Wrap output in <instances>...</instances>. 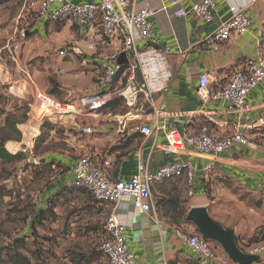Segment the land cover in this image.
Wrapping results in <instances>:
<instances>
[{
  "label": "crops",
  "instance_id": "crops-1",
  "mask_svg": "<svg viewBox=\"0 0 264 264\" xmlns=\"http://www.w3.org/2000/svg\"><path fill=\"white\" fill-rule=\"evenodd\" d=\"M73 1L82 3L97 0ZM200 1L182 0V4L189 7ZM215 1L214 20L207 24L195 16L177 17L175 7L170 6L169 0H133L132 7L135 10L146 7L156 10L151 18L154 25L151 42L168 51L173 78L169 90L157 94L155 99V108L166 114H149L141 120L121 124L120 115L127 111V107L119 99H114L112 106L107 108V113L117 115V119L92 116L75 119L72 113H67L62 118L64 121L58 123L65 127V133H69L68 139L78 156L73 158L64 152L50 160L46 159L48 162L54 159V167H66L63 180H56L46 189V200L59 195L63 202L73 198L85 208L81 213H69L70 219L69 216L65 217L66 223L72 226L77 224L79 217L89 212L94 217L100 213L106 214L107 218L112 208L110 204L91 200L86 193H81L82 190L72 186L73 169L84 154L91 155L98 163L109 162L107 170L114 181L129 180L139 172L140 163H144L150 171H156L172 161L185 160L194 166L196 172L191 188L184 178L154 186L156 215L136 207L129 196H124L116 207L120 221L126 226L125 236L136 257L135 264H218L206 262L177 233L178 229L191 234L200 233L198 227L187 219L192 208L206 207L215 221L233 229L243 251L264 240V126L249 132L255 147L234 144L216 156L199 153L191 145H187L185 152L178 154L168 151L166 147L167 130L171 128L178 129L186 139L208 126L210 133L219 138L229 135L234 123L258 124L259 119L264 117V81L250 92L247 102L251 109L242 113L226 111L223 101L204 104L197 94L201 73L208 72L216 82H224L242 62L257 58L259 42H264V0ZM240 8L244 9L251 21L249 29L244 34H233L218 50H210L204 43L205 38L230 18L234 10ZM12 43L17 47H13ZM70 44L80 47L83 53L77 54L70 50L67 55H60L58 51ZM145 46L144 42L137 44L140 50ZM115 49L116 44L104 39L99 27L50 20L49 13H41L40 0L27 9L21 0H0L2 70L6 62L4 56L9 54L16 65L12 70L22 71L27 76H30V71L33 75L40 71L43 87V76L52 75L50 70H55L56 88L65 89L69 96L78 93L74 97L76 99L97 90V78L103 72L105 57ZM5 69L9 70L7 67ZM200 110H204V115H175ZM212 111L216 112L210 113ZM143 123L152 128L156 125L163 127L157 134L145 136L135 128ZM84 126H92L94 133L83 132ZM41 160L46 161L44 158ZM207 164L214 166L210 183L204 182L201 173ZM191 189L192 196L189 195ZM91 219H94L92 215L88 217V220ZM214 243L222 249L220 244ZM259 258L254 264H264V255ZM98 261L99 264H105L102 254Z\"/></svg>",
  "mask_w": 264,
  "mask_h": 264
},
{
  "label": "built area",
  "instance_id": "built-area-1",
  "mask_svg": "<svg viewBox=\"0 0 264 264\" xmlns=\"http://www.w3.org/2000/svg\"><path fill=\"white\" fill-rule=\"evenodd\" d=\"M24 8L32 6L36 0H21ZM133 0H97L93 2H76L73 0H40L42 14L49 13V19L54 22L69 21L77 26L99 27L104 39L116 44V49L105 57L103 72L97 78L95 92L80 95L73 101L63 102L47 92L37 95L39 102L38 116L28 117L18 124V129L24 138V133L32 135L29 143L23 141L21 146H30L34 138L41 136L42 126L48 120L53 123L63 122L62 113H72L73 118L105 117L116 118L117 115L108 114L107 108L114 99H119L127 107L121 116V124L130 120H141L149 114L160 116L166 114L155 108L157 94L169 90L173 78L168 51L160 49L151 42L154 25L151 18L156 10L146 7L135 10ZM170 6L175 7L177 17L187 18L195 16L205 23L214 20L217 7L215 0H201L192 6H184L182 0H169ZM251 21L243 8L234 10L227 20L223 21L204 40L210 50H218L221 44L233 34H244L250 27ZM25 35V30L22 36ZM138 42H144L145 48L138 49ZM13 47H17L12 43ZM92 48L94 45L92 44ZM5 48H9L6 46ZM70 50L82 54L80 47L66 45L58 52L67 55ZM127 54V63L119 62L120 54ZM1 58V55H0ZM264 81V42H259L258 57L248 58L237 66L228 79L216 82L211 74L203 72L199 76L197 94L204 104L223 101L226 111L242 113L251 109L247 102L250 92ZM216 111H212L213 113ZM204 115V110L197 112H179V116ZM167 115H174L167 113ZM259 126H264V117L258 124L234 123L229 135L215 137L208 126L200 129L199 133L189 138L176 128L167 130V149L172 153H183L187 145H191L197 152L209 155H219L229 150L232 145L255 147L249 132ZM163 126L151 127L147 123L139 124L135 128L145 136L157 134ZM83 132L94 133L92 126H84ZM36 139V141H37ZM23 140V139H22ZM8 147V145H7ZM34 148V147H33ZM9 149V148H8ZM26 151L25 149H23ZM13 153V152H12ZM109 162L98 163L91 155H82L74 169L72 186L89 192L95 200L111 205V210L103 224L105 237L99 250L105 258V264H135L136 257L131 251L125 236L126 226L120 221L116 207L124 196L133 199L134 205L144 212L157 214L153 198L154 186L167 180L184 178L191 188L194 166L185 160L172 161L160 166L156 171H150L144 163L139 164V172L126 181H114L110 178L107 165ZM214 166L207 164L201 169L205 183L213 178ZM189 195H193L192 189ZM177 233L188 243L190 248L206 262L218 264H238L213 241L206 240L200 233H188L181 229ZM245 252L263 256L264 240L250 246ZM254 264V263H253Z\"/></svg>",
  "mask_w": 264,
  "mask_h": 264
},
{
  "label": "rangeland",
  "instance_id": "rangeland-1",
  "mask_svg": "<svg viewBox=\"0 0 264 264\" xmlns=\"http://www.w3.org/2000/svg\"><path fill=\"white\" fill-rule=\"evenodd\" d=\"M4 59L6 60L4 69L2 70L0 67V110L5 112L0 117V143L14 159L4 161L0 158V247L11 243L17 237L30 234L32 220L38 211L46 207L49 202L48 211H53L57 215L55 218L48 215L43 223L35 226L38 235L28 237L30 252L37 250V253H34L35 257L30 252H26V249H20L24 255L27 254L30 258L28 264H99L97 263L101 254L99 247L105 237L103 224L106 214L100 213L94 217L91 213L94 219L88 220V217L91 216L90 212L85 213L77 219V224L72 226L70 223H66L65 217L69 216L70 219V214L73 211H80V213L84 211L82 203L75 199L73 201V198L63 202L59 195L47 200L45 198L46 189L55 184L56 180H63L64 175L61 172L66 170V167L63 165L54 167L52 162L43 165L45 161L41 158L50 160L49 158L64 152L73 158L78 156L72 142L68 139L70 138L69 133L63 131L65 127L47 120L43 133L45 131L49 134L50 129H45L47 127L55 126V128L50 131L44 144L40 143L41 137L34 138L28 147L18 144L20 141L29 143L28 141L32 138L28 132L24 133L23 138L18 124L24 122L28 117L33 120L38 116V94L47 92L63 102H70L78 96V93L69 96L65 89H57L55 70H50L52 75L43 76L45 80V83L43 82L45 87H43L40 83V77H42L40 71L34 75L30 71V76H27L22 71L11 69H14L16 65L13 59L9 58V54L4 56ZM5 67L9 70H6ZM47 80L48 87L46 88ZM18 81L21 82L16 84ZM49 81H51V86H49ZM51 90L60 96L55 95ZM69 97H73V99ZM65 114L67 113H62L61 119ZM7 115L10 116L8 123L5 121ZM11 124L15 125L16 131L10 127ZM36 148L37 153L35 152ZM79 190H82L81 193H86L91 200L94 199L83 189ZM54 197L55 199H53ZM2 255L6 258L9 253L2 249ZM13 264L24 263L16 261Z\"/></svg>",
  "mask_w": 264,
  "mask_h": 264
},
{
  "label": "water",
  "instance_id": "water-1",
  "mask_svg": "<svg viewBox=\"0 0 264 264\" xmlns=\"http://www.w3.org/2000/svg\"><path fill=\"white\" fill-rule=\"evenodd\" d=\"M120 62H127L125 52L120 56ZM187 219L198 227L204 239L220 244L222 249L236 263L253 264L259 261V256L247 253L239 247L234 230L215 221L206 207L192 208Z\"/></svg>",
  "mask_w": 264,
  "mask_h": 264
},
{
  "label": "trees",
  "instance_id": "trees-1",
  "mask_svg": "<svg viewBox=\"0 0 264 264\" xmlns=\"http://www.w3.org/2000/svg\"><path fill=\"white\" fill-rule=\"evenodd\" d=\"M111 106L112 105L110 104V107ZM4 114H5V112L0 110V117L3 116ZM9 117H10L9 115L6 116V119H5L6 123L9 122ZM10 127L13 130L16 131V128H15V125L14 124H11ZM48 128L50 129L49 130V134H50V131H53L54 128H55V126L47 127L45 129H48ZM49 134L44 131V133L42 134L41 139H40L41 145L46 142L47 137L49 136ZM38 146H40V145H38ZM8 147H10V146H8ZM35 152L37 153V148H36V151ZM0 158L3 159L4 161H12L14 159V157L5 150V148L2 146L1 143H0ZM52 163L53 164L55 163V160L54 159H53V162ZM45 164H48V160H46L45 162H43V165H45ZM57 166H59V165H57ZM65 172H66V170H62L61 173H65ZM167 181H170V180H167ZM167 181H165V182H167ZM165 182H163V183H165ZM53 199H55V197ZM159 204H161V201L158 202L157 205L159 206ZM46 205H47L46 207L41 208L38 211V213L36 214L35 218L32 220V223L30 225V228H31V233L30 234H25L22 237H17L11 243H9V244H7V245H5L3 247H0V264H13L16 261H20L21 263H24V264L30 263V258H28L27 254L24 255L23 252L20 249H26V252L29 253L31 249H30L29 243L27 241H28V239L32 235H33V237L34 236L36 237L38 235V232L35 230V226L38 225L39 223H43L44 220H46L48 218V215H51L53 218H55V216H56L55 212L48 211V207H49L48 205H50L49 202ZM53 210H54V208H53ZM37 219H39V220L37 221ZM2 249L8 251V253H9V255L6 258L3 255L1 256V250ZM241 249L244 250V248H241ZM30 253L32 254L33 257H35L34 253H37V250L35 252H30ZM90 254L91 255H94L92 253H90ZM38 258H40L39 255H38ZM81 260H82V258H81Z\"/></svg>",
  "mask_w": 264,
  "mask_h": 264
},
{
  "label": "clouds",
  "instance_id": "clouds-1",
  "mask_svg": "<svg viewBox=\"0 0 264 264\" xmlns=\"http://www.w3.org/2000/svg\"><path fill=\"white\" fill-rule=\"evenodd\" d=\"M214 242V241H213Z\"/></svg>",
  "mask_w": 264,
  "mask_h": 264
}]
</instances>
